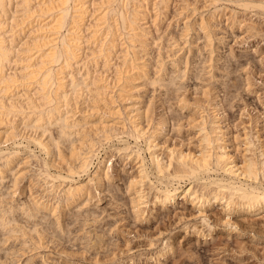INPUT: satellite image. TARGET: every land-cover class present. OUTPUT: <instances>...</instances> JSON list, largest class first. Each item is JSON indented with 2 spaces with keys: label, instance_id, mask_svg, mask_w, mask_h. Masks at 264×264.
Wrapping results in <instances>:
<instances>
[{
  "label": "bare ground",
  "instance_id": "bare-ground-1",
  "mask_svg": "<svg viewBox=\"0 0 264 264\" xmlns=\"http://www.w3.org/2000/svg\"><path fill=\"white\" fill-rule=\"evenodd\" d=\"M241 1L244 8H264ZM168 2L0 0V264H63L64 256L77 255L64 247L66 233L84 249L105 244V235L118 229L116 218L94 234L83 226L98 220L101 190L114 197L115 154H132L138 162L126 183L136 221L178 196H190L201 210L215 201L226 210L264 207L263 149L258 158L245 136L247 153L235 160L222 125V99L213 95L215 84H230L231 63L215 51L224 37L223 9L193 21L183 12L175 32L153 37L146 19L158 30ZM189 81L199 96L187 95ZM148 85L168 112L155 113L154 96L143 99ZM168 122L172 131L183 122L195 127L196 149L166 145ZM204 174L208 178L197 184ZM76 222L80 227L72 229ZM170 246L166 241L164 248Z\"/></svg>",
  "mask_w": 264,
  "mask_h": 264
},
{
  "label": "rangeland",
  "instance_id": "rangeland-1",
  "mask_svg": "<svg viewBox=\"0 0 264 264\" xmlns=\"http://www.w3.org/2000/svg\"><path fill=\"white\" fill-rule=\"evenodd\" d=\"M207 1L210 2L207 3ZM249 2L259 4L260 2L264 3V0H250ZM241 3V0H169L166 9H164V16L159 18L158 30H155L150 17L146 19H150L147 26L152 30L153 37L159 34L165 37L168 31L175 32L177 30V24L181 22L183 12L184 14L187 13L189 19L193 21L200 15H210L211 10H214L213 8L223 9L219 25L220 35L224 37L222 42L217 43L220 46L216 45L215 51L218 54L220 52L222 56H226L228 63H231L229 64L230 77L226 78L230 84L228 88H222L220 85L215 84L218 88L213 90V95L218 94L217 99H222L223 108L220 109L221 115H223L222 125L227 131L229 150L238 163L241 161L243 154L247 153L245 150L247 146L245 136L250 137L249 139L253 141L254 151L258 158L262 157L260 149H263L264 152V8L256 5L244 8L240 6ZM234 21L236 22L234 23ZM197 42H200V40ZM229 49H233L232 57L227 56ZM149 52L154 56L156 52L154 43H150ZM245 78L250 82L249 89L246 87ZM194 87V83L189 81L187 95L190 98L199 96L195 94ZM142 92V97L145 96L143 99L152 96H154L153 99L156 98L157 103H155L154 110L156 114L159 111L168 112L167 104L165 103V105L158 100V91H153L152 86H146ZM170 127L171 123L168 122L165 132L166 137H164L167 140L166 143L168 142L166 145L196 149L197 129L195 127L186 125L185 122H183V126L179 131L174 130V132L170 130ZM18 139L20 140V138ZM129 141L133 143L132 138ZM29 146L34 148L37 145L30 142ZM102 150L99 157L104 155V150ZM142 153L147 160V154L144 151ZM96 161L95 159L94 164ZM111 161L113 162L114 178L112 185L114 197H111L106 190H101V198L96 208L99 213L98 220L96 222L88 221L83 227L94 234L95 230L98 231L97 229H101L100 231L105 230L106 226L108 227L109 223H112L109 221L116 218L118 229L113 233V236L110 235L111 240L109 235H105V244L90 249L86 247L90 251L84 249V244H81L80 239H71V236L66 233L62 243L68 250H77V255L67 259L64 256L63 259L66 262L63 264H264V207L252 212H243L239 209L226 210L221 201H215L205 205V208L201 210L190 201V196L183 197V199L182 196H178L175 203L167 207L156 206L155 210L145 212L140 216V220L136 221L132 218L129 203L126 202L129 198L126 183L129 176L136 174L138 162L132 154L122 157L115 154L112 156ZM111 161H108V163ZM91 169H93V166ZM207 176V174H204L196 183H202L208 178ZM263 177L264 175L259 176L262 186H264ZM151 179L154 184H157L153 176H151ZM177 181L171 180V183L177 185ZM179 182L182 185L189 184L187 179H181ZM150 194L152 195V192ZM150 194L149 197L151 198ZM95 200L96 197L92 201ZM71 225L72 229H76L81 224L76 222ZM68 240L70 241L68 242ZM166 241L171 244L168 249L164 248ZM98 249L100 251H96ZM160 252L163 255L158 258L159 260H155L154 256H159Z\"/></svg>",
  "mask_w": 264,
  "mask_h": 264
}]
</instances>
